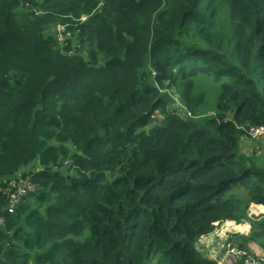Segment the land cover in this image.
<instances>
[{
	"label": "trees",
	"instance_id": "1",
	"mask_svg": "<svg viewBox=\"0 0 264 264\" xmlns=\"http://www.w3.org/2000/svg\"><path fill=\"white\" fill-rule=\"evenodd\" d=\"M262 124L264 0H0V264H219L197 240L264 207Z\"/></svg>",
	"mask_w": 264,
	"mask_h": 264
},
{
	"label": "rangeland",
	"instance_id": "2",
	"mask_svg": "<svg viewBox=\"0 0 264 264\" xmlns=\"http://www.w3.org/2000/svg\"><path fill=\"white\" fill-rule=\"evenodd\" d=\"M66 30V28H65ZM55 34L57 35V28L55 30ZM60 35V33L58 32ZM64 37H65V31H64ZM207 82V81H204ZM207 88L208 92L211 90L209 88V84L205 83L203 86V89ZM174 100L169 99L167 102V109L171 110L172 112H177L182 116H186L187 109L184 105V102L182 101L180 92L177 90H174L173 92ZM211 99V98H210ZM215 109V106H207L204 110V114L211 115L213 113V110ZM161 117V116H160ZM243 150L248 154H262L264 152V134L262 136H252L248 139L245 138V141L243 142ZM264 161V157L261 158L260 163ZM34 188V185L32 184L28 189L26 190H32ZM24 189V186H21V191H16L14 194L15 196L11 198V201L14 200L17 202L21 199L22 191ZM247 218H242L241 220H229L222 222L216 226L213 232L210 234H206L203 236H200L197 240V248L198 250L203 253L206 257H210L213 259H218L219 264L220 262L223 264H236L235 262L238 258L233 257V255L227 254V248H236L241 253H245L244 251H241V248L239 246V243L244 241L246 236H249V241L247 242V246L249 242L255 241L260 244L264 245V229L259 228V231L257 232L252 228L251 223L255 222L262 216H264V207L261 204L252 203L249 211H248ZM5 221H2L1 224H4ZM256 233H258L256 235ZM247 234V235H246ZM232 243V244H230ZM224 253V256L222 259H219L220 256ZM263 257L264 258V252ZM251 255V254H249ZM229 258V261H225L224 258ZM249 257V256H248ZM248 259V258H247ZM247 260L245 261L246 264Z\"/></svg>",
	"mask_w": 264,
	"mask_h": 264
},
{
	"label": "built area",
	"instance_id": "3",
	"mask_svg": "<svg viewBox=\"0 0 264 264\" xmlns=\"http://www.w3.org/2000/svg\"><path fill=\"white\" fill-rule=\"evenodd\" d=\"M64 31H65V25H63V24L57 25V36L59 37V39L61 41H64L65 40ZM58 32L60 33V35L58 34ZM249 134H250V136L252 135V136H255V137L256 136H262L264 134V124H262V125H255V126L249 127ZM31 185L32 184L25 185L22 193L26 190V187L27 186L30 187ZM14 196H15V194L14 193H11L10 200ZM14 204H15V201L12 200L11 203H10V205H9V210H12L13 209ZM2 221H4V219H3V217H0V223H2ZM230 244H232V243H230ZM241 251H244L245 253H241L239 250H237L234 247L233 248H230V247L227 248V254L233 255V257L235 256L238 259H240V257L242 255H245L246 254L245 255L246 256L245 261L247 260L246 264H264V258H262L263 255H257V254L255 255V254H252V253H251V255H249V254H247L248 251H246L245 249H241ZM220 264H223V263L220 262Z\"/></svg>",
	"mask_w": 264,
	"mask_h": 264
},
{
	"label": "crops",
	"instance_id": "4",
	"mask_svg": "<svg viewBox=\"0 0 264 264\" xmlns=\"http://www.w3.org/2000/svg\"><path fill=\"white\" fill-rule=\"evenodd\" d=\"M246 235H247V234H246ZM248 248H250L252 254H255V255H256V254H257V255H263L262 252H264V245L258 243V241H257V242H255V241L249 242V243H248ZM223 256H224V253L220 256L219 259H222ZM224 259H225V261H227V262L229 261V258H228V257H227V258H224ZM226 264H227V263H226Z\"/></svg>",
	"mask_w": 264,
	"mask_h": 264
}]
</instances>
